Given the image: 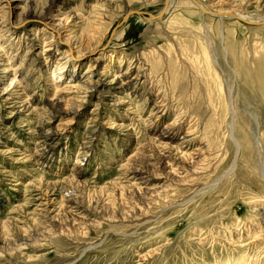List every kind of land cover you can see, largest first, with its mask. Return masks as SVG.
<instances>
[{
	"label": "rangeland",
	"instance_id": "1",
	"mask_svg": "<svg viewBox=\"0 0 264 264\" xmlns=\"http://www.w3.org/2000/svg\"><path fill=\"white\" fill-rule=\"evenodd\" d=\"M198 1L264 19V0ZM11 3L0 264H264V25L190 0Z\"/></svg>",
	"mask_w": 264,
	"mask_h": 264
},
{
	"label": "bare ground",
	"instance_id": "2",
	"mask_svg": "<svg viewBox=\"0 0 264 264\" xmlns=\"http://www.w3.org/2000/svg\"><path fill=\"white\" fill-rule=\"evenodd\" d=\"M191 2H192V0H190ZM1 2L3 3V4H1L2 6L0 7V12H2V15H4V16H2V17H5L6 16V12L3 10L5 7H7L8 9H10V10H12L11 8H12V3H11V0H1ZM194 5H195V8H196V10L197 11H199V12H201V13H204V14H207V15H209L210 13H208V12H205V10H208V11H210L211 12V14L213 13V15H218V16H222L223 18H226V17H229L230 19H233V20H235L236 21V23H242V24H245V23H243L244 21H247V22H249V23H253L254 25H252V26H260V25H264L263 23H264V19H262V20H253V19H249V18H247V17H245V16H243V15H241V14H238V13H236V12H221V11H212V9H210V8H208V7H206V5H204L203 3H200L198 0H193V2H192ZM163 10V11H162ZM161 11H162V13H164L165 12V8H163ZM130 12V11H129ZM136 12H139V11H136ZM142 13V12H141ZM152 16H154V15H152ZM156 16V15H155ZM261 19V18H260ZM253 20V21H252ZM259 24V25H258ZM245 25H247V24H245ZM58 33V36H60V33L59 32H57ZM67 52L70 54V56L71 57H73V52H72V49L69 47V49H67ZM74 58V57H73ZM72 59V58H71ZM84 81H88V78L87 79H85ZM96 84V83H95ZM87 88L89 89V91H90V88H91V86H94V84L93 85H91V82L89 81V82H87ZM87 89V90H88ZM159 113L160 112H158V115H157V118H159ZM156 114V113H155ZM179 115V114H178ZM181 119V118H180ZM180 119H179V121H180ZM157 120V119H156ZM150 123V122H149ZM176 123V122H175ZM174 122L172 123V124H168V125H166L164 128H163V132L160 134L161 136V139H164V138H166L167 139V142H164V143H159V144H163V145H161V146H163V147H168V146H170V143L173 141H175L176 139H177V134L176 133H173V134H171L170 133V129L171 128H175L176 127V124H175ZM192 126V125H191ZM190 126V127H191ZM195 130V129H194ZM191 133V132H190ZM195 133V132H194ZM193 134V133H192ZM189 136V134H185L184 135V137L181 139V143L179 144V147H181V146H183V147H186V146H184V144H186L189 140H186L185 138L186 137H188ZM199 145V144H198ZM203 145V144H202ZM178 147V148H179ZM201 148V147H200ZM198 151V150H197ZM202 151V150H201ZM200 155V154H199ZM184 156V155H183ZM17 247V244H16V246H15V248ZM217 264V263H216Z\"/></svg>",
	"mask_w": 264,
	"mask_h": 264
},
{
	"label": "water",
	"instance_id": "3",
	"mask_svg": "<svg viewBox=\"0 0 264 264\" xmlns=\"http://www.w3.org/2000/svg\"><path fill=\"white\" fill-rule=\"evenodd\" d=\"M193 2V0H192ZM163 11V10H162ZM159 12L156 16H152L151 14L148 15L147 17H145V15L141 12H136V11H130L128 13H126V15L124 16L123 20H122V23L127 21V19L130 17V16H133V15H136L140 18H142L144 21H158L162 18L163 16V13ZM243 23L247 24V25H254L253 23H249L247 21H244ZM264 24V23H263ZM259 25V24H258Z\"/></svg>",
	"mask_w": 264,
	"mask_h": 264
}]
</instances>
